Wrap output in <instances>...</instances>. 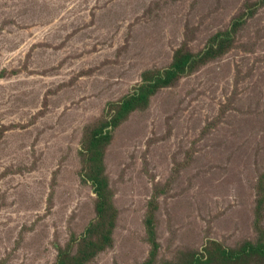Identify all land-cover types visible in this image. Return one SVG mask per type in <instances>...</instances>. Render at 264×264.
<instances>
[{
	"label": "rangeland",
	"instance_id": "374dc122",
	"mask_svg": "<svg viewBox=\"0 0 264 264\" xmlns=\"http://www.w3.org/2000/svg\"><path fill=\"white\" fill-rule=\"evenodd\" d=\"M67 257L264 264V0H0V264Z\"/></svg>",
	"mask_w": 264,
	"mask_h": 264
},
{
	"label": "trees",
	"instance_id": "16d2710c",
	"mask_svg": "<svg viewBox=\"0 0 264 264\" xmlns=\"http://www.w3.org/2000/svg\"><path fill=\"white\" fill-rule=\"evenodd\" d=\"M192 63H193V58L191 56L186 55V56L179 57L178 59H176L174 65L172 66V69L168 70L163 75L157 76L156 78L153 79V81L158 79L157 83L153 84L147 81L144 87L141 88L140 91L135 94V96H133L132 98H130L129 100L121 104L116 114V117L112 119V121L110 122V126H106L104 128H101L100 130L94 131L93 135L95 134L100 135L101 139L97 141L96 139H94L93 145H98L102 143L103 145H106L107 143H109L110 140H112L111 132L106 131L105 130L106 128H112L111 130L117 128L121 124V122H123L132 112H134L138 108L144 107L148 103L149 98L153 94H155L157 90L170 86L171 82L175 81L180 74L185 73ZM103 188L106 189L105 182L100 183V189H103ZM99 195H100V200L102 199L103 201L104 199L102 197L103 193L100 192ZM104 208H105V202H102L100 204V210H99L100 214L102 215L105 212ZM92 246L95 249L97 248L98 245L97 243L94 242ZM247 247H248V250H246V247H244L243 249H240L241 251L238 250L240 252L234 251V250H230V251L227 250V251H223L222 254L226 258L228 257L229 260H233V259H236L239 253H246L252 249L250 246H247ZM84 262H85V258L82 259L81 257L79 258H68L67 257V258H62L59 264H83Z\"/></svg>",
	"mask_w": 264,
	"mask_h": 264
}]
</instances>
